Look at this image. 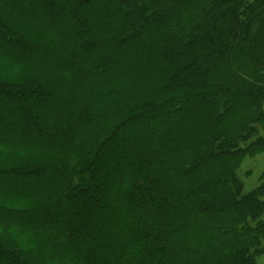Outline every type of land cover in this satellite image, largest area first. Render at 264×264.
Here are the masks:
<instances>
[{"label": "trees", "instance_id": "16d2710c", "mask_svg": "<svg viewBox=\"0 0 264 264\" xmlns=\"http://www.w3.org/2000/svg\"><path fill=\"white\" fill-rule=\"evenodd\" d=\"M36 1L0 0V62L23 67L32 48L49 57L31 41L37 19L66 32V50L60 77L0 71L2 264L264 259V173L247 194L236 176L264 151V0ZM103 14L116 28L99 37ZM129 54L141 62L121 75L129 92L115 73L120 108L84 143L96 104L79 102L104 99L105 76ZM59 78L68 93L52 86ZM125 130L136 149L112 173L101 155ZM54 170L55 184L39 181ZM32 232L59 240L24 242Z\"/></svg>", "mask_w": 264, "mask_h": 264}, {"label": "rangeland", "instance_id": "374dc122", "mask_svg": "<svg viewBox=\"0 0 264 264\" xmlns=\"http://www.w3.org/2000/svg\"><path fill=\"white\" fill-rule=\"evenodd\" d=\"M30 1L29 3L35 4L37 5L39 2H35V0H28ZM42 1V0H41ZM56 11V9L54 8L53 12ZM93 13L95 14H100L97 10H93ZM49 18V17H48ZM50 19V18H49ZM43 20H47L46 18H44ZM114 18L112 16H108V14H103V20H94L93 24L94 26H98L97 30H95L96 34H98V32H101L99 37L102 34H107L109 32H113L114 29L116 28L114 26ZM36 22V27L34 28L36 32L32 33L34 36V39L31 41L33 42V44L37 43H42L43 48L49 53V57H44L41 56L39 54V51L37 49L34 50L32 48L31 52H27L23 54V57L20 59L22 62L25 61L23 65V67L16 65L15 68L11 69L8 60H6V62L3 64L2 62H0V71L3 69L9 70L10 74H16L20 73L21 79H23L25 76H30V75H37L39 77H42L44 79H47L46 77L49 76H59L63 73V70L60 69V67L62 66L63 63H61L63 56L61 55L65 49L64 46V38H65V33L63 32L62 29H59V27H57V24H55L53 21L48 20L47 22L41 21L39 19L35 20ZM38 21V22H37ZM185 21V20H184ZM69 23V22H68ZM21 24V22H20ZM42 27V28H39ZM55 26V27H54ZM60 28H62V26L60 25ZM93 38V37H91ZM95 39L97 42L96 38ZM103 40H101L102 42ZM151 46H149L150 48ZM78 56L80 58H85L86 55H81L80 53L78 54ZM74 61L76 63H79V59L77 58V56H74ZM88 58H86L85 60H87ZM125 60L123 61V63H120V67H115L114 69L111 68L110 72L107 76H105L106 78V94H105V98L95 101V100H90L88 102H79V104H84V105H90V104H96V107L94 109V115H95V120H96V126L92 129V130H87V133L85 135L84 138V143L85 142H89L92 138H94V136H96V134L100 131V129L102 127H104L107 123H111L113 118H111L112 116H114L116 114V112L118 111V109L120 107H117V102L119 100L115 99V95H114V91H113V77L114 74H118V77H121V75L127 71L129 68H132L134 65L136 64H140L137 60V54H129L126 55ZM66 60V58H65ZM64 60V62H66ZM16 71V72H15ZM97 69H93L91 73H96ZM127 73H125L126 75ZM17 75V74H16ZM122 78V77H121ZM43 79V80H44ZM67 81V80H65ZM57 82H61L60 78ZM62 84H53L52 86L57 85L58 87L56 88H60L62 89L65 93L69 92V89L71 90L72 88H70L71 82H61ZM130 89V84L128 82V80L123 79L122 78V85H121V90L123 93V97L124 94H126L127 92H129ZM71 92V91H70ZM122 97V99H120V104L122 106V104L127 101L126 99H124ZM56 102V101H55ZM56 108H49V110H47L51 115L49 116V119L52 120H59L58 123H61V119H58V116L55 115L56 113ZM48 113V114H49ZM137 126V125H136ZM135 126V129H137V127ZM107 127V126H106ZM144 127V124H141L140 128H138V131L142 130V128ZM137 131V130H136ZM136 131H130V130H125L122 133V137H119L118 139H115L114 141V150L112 151V153H110L109 155H105L102 154L101 155V159H107L109 162V170L111 169V172L114 173L117 168L125 162V154L127 152V150H131V149H136V147H134V145L128 141V139L133 138L134 134ZM127 139V140H126ZM90 146H92V144H88ZM178 144H174L173 149H175V147ZM134 152V151H133ZM79 154L82 155V151L80 150ZM133 154V153H132ZM62 155V154H61ZM65 156V155H64ZM66 158H68L67 156H65ZM58 171L54 170V171H50V173L45 174L42 178L41 176L39 177V181L41 179L40 182H42L44 180V182H46L47 184H55V181H53V179L55 178V175ZM264 173V151H261L259 153L254 154L253 156H249V157H245L241 163L239 164V166L237 167V171H236V176L237 179L239 181V183H241V186L243 188L242 193L243 194H247L250 193L251 191L255 190L260 183V178L261 175ZM46 175H49L51 177V180H45L44 178L46 177ZM120 216V215H118ZM112 220L115 218V214L114 216H112ZM121 217V216H120ZM119 217V218H120ZM122 219V217H121ZM123 221V220H122ZM38 240L40 241L39 244L41 245H49V244H56V242H58L59 237L53 233H35L32 232L30 233V235H28L24 242L28 243V244H35L34 242ZM38 252H42L43 254H48L44 251H38ZM257 262L258 264H264V259L263 257H258L257 258ZM0 264H2L1 260H0Z\"/></svg>", "mask_w": 264, "mask_h": 264}]
</instances>
